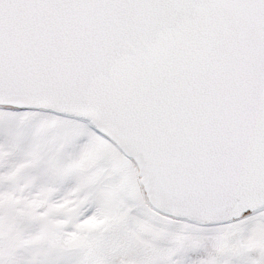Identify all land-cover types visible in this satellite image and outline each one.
Listing matches in <instances>:
<instances>
[{
    "label": "snow or ice",
    "instance_id": "obj_1",
    "mask_svg": "<svg viewBox=\"0 0 264 264\" xmlns=\"http://www.w3.org/2000/svg\"><path fill=\"white\" fill-rule=\"evenodd\" d=\"M0 264H264V0H0Z\"/></svg>",
    "mask_w": 264,
    "mask_h": 264
}]
</instances>
